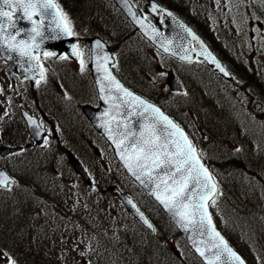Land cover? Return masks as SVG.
I'll return each instance as SVG.
<instances>
[{
    "label": "rangeland",
    "instance_id": "1",
    "mask_svg": "<svg viewBox=\"0 0 264 264\" xmlns=\"http://www.w3.org/2000/svg\"><path fill=\"white\" fill-rule=\"evenodd\" d=\"M182 1L183 0H169V2L177 4L179 7L185 5ZM198 1H202L200 4L202 6H209L211 4V2L206 0ZM232 3L233 6L237 9L244 8V6L241 5L238 0H234L232 1ZM255 4L260 7L259 4H257V0ZM143 6L144 3L138 4V7H140L141 9H143ZM209 11L210 12H208L207 15L202 16L199 22L198 17L195 16L191 18L192 20H194V23H196V25L201 26L205 30L208 39L213 42L215 41V37L214 34H212L214 28L212 18L215 17V13L212 12V10ZM245 14L246 13H244L243 15L241 11V13L238 15L240 24L239 21L238 23L233 22L232 25H226L223 27V31L221 30L222 35H227L223 37V40H227L226 42H231V49H226V54L224 55L231 56L234 61L236 60L237 62L243 64V66L247 70H249L248 66L250 68H254V71H257L262 80H264V32H261L258 29L256 23L261 22L264 25V22L257 18L245 16ZM215 30L219 32L217 28H215ZM131 43L128 44L130 45ZM143 47L147 51L146 55L151 61V64H153L155 67L149 70L145 69L144 71H142V77H145L146 71H149L147 74V79H149L151 83H158V87L160 84H162L163 81L165 83L167 75L178 71L179 74H184L188 79L190 78V83L194 82V87H196L194 95L195 97H198V100L195 103L188 104L190 101H186V97H179L176 99V102L173 99L170 104L169 100L173 98L172 96H168L167 98L165 97L163 99V103H167V106L173 111L180 123L185 126L186 129H188L187 126L190 127V130L192 129L190 131V134L192 135L195 144L200 146L199 143L201 138L203 141H206L205 148L203 150L204 158H207L211 161H223L224 159H229L235 155L243 158V161H241V165H234L236 167L234 169L214 170L216 179L222 185H224L223 192L228 193L230 197L229 205H218L214 215L216 217L215 220L218 226L228 234L231 241H233L239 247L242 253L245 252L244 254H247L250 257V259L252 260V264H264V168H261L264 167V145L261 143H259L258 145L254 143V145L250 141V138L247 137V134L250 135V131L247 132L245 128H233L234 130L227 131L224 127L226 125H230L231 123H233L234 126H239L242 122L243 124H246V126L251 130L252 134L264 139L263 115L255 113L252 114L248 112L245 107L243 108L244 98L240 97V99H238V95H236L237 93L234 91L235 89L232 88L221 91V96H226L229 98V100H223L229 101L227 107L231 108L227 111V113L222 112L220 109L222 106V102L219 99H215L214 96L216 92H214L213 89L210 90L209 82L202 80L198 75H196L195 80L192 79L191 76H189L188 73L182 70L178 65L172 64L171 61L159 55H155L144 45ZM133 48L134 47H132V49ZM125 49L126 47H123L120 54ZM136 53L137 51L133 50L134 57L129 61H133V63L135 62L134 64H137L138 61L141 63L142 61H147L144 57H137ZM43 62L46 65L47 69L52 68V70H54V68H57L58 73L66 71L64 65H56V63H53L55 61H53V59L50 57H46ZM72 65L74 70L78 71V73L75 72L77 78L83 76L85 77L84 80L88 79L86 72H81V67L78 63ZM128 66V79L130 81L132 79L134 84L142 89L141 86H143V84L140 80V77L135 75L134 72H130V65ZM87 69L88 67L85 66L84 70ZM250 72L257 77L255 72ZM161 73H166V75L162 76ZM0 75L3 77H1L2 80H0V83L2 84L4 89L8 87V93L15 92L16 88L25 89V86L22 82L7 77V75H5L3 72L0 73ZM80 83V80H78L76 85H79L80 88H77L74 85H71L70 78L67 77L66 80L64 79L63 84H68V86H70L68 90H70L69 92L71 93L70 96L64 97V99H69L73 102L71 104H66L63 100L53 102H55L56 110L63 109V111L60 112L61 119H68L63 123V129L68 134L66 135V137L68 138V141L70 143H76L79 148V150L76 149V151L83 162L86 165L93 162L105 163L102 158H96L93 151L95 144H93L92 140L94 139L96 141H99V139L93 136V134L91 133L80 134V130L78 129L77 124L71 123V121L75 122L73 114L76 113L75 107L79 103L83 104L85 102V99L83 98H90L87 96L88 94H90L88 92L89 90L84 88L82 84L80 85ZM207 88H209V90H207ZM256 91L261 95H256V101H260L258 99H263L264 93H262L261 90L256 89ZM30 100L31 98L26 99L29 104ZM213 100H216L214 104H212ZM232 103L236 107L233 108ZM3 104L6 105L5 101H3ZM14 104L16 105V107H18V104L16 102H14ZM65 107H67L68 109H65ZM13 110L14 112L16 111L15 106H13ZM207 111L212 112L213 115L223 116V119L226 118L225 123L222 122L220 123V125H215L212 130L210 129V134L207 133L204 127L205 122H208V118L204 113ZM65 112L68 113V115H66ZM5 114L6 117L9 118L7 115L8 113L5 112ZM9 116L13 117L11 113ZM2 118H5L4 113H0V119ZM49 119L50 120H48L47 122V127H50L51 131H57L56 126L52 121L53 119ZM12 126H14V124H12ZM16 129H18L19 132L23 131L22 127L18 125L16 126ZM195 131L198 134L193 133ZM226 138L228 140L224 142ZM26 139L28 142L31 141L29 137H26ZM58 139L59 141H61L60 135ZM209 139L210 142H208ZM65 143L68 144L67 142ZM89 147L93 150H90ZM42 151H48L50 154H54V157H61L60 162L55 163L58 168L57 174L59 175V179H63V177L66 178L64 181L61 180V182L59 183L66 185V188H68L70 192L76 191V187H78L79 189H83V187H85L82 180L76 174H74L73 170H71L70 167L67 166V157L65 159V156L56 154L55 147L52 144L44 146L40 150V152ZM112 163L113 164L107 165L105 172L106 174H108V178L112 177L113 179L118 180V175H113V173L116 172V168L114 167L115 163L113 161ZM2 164L3 163H0V166ZM125 181L122 180L123 186L128 187L131 191H133V186L131 184H127V181L125 183ZM229 183L231 187L229 186ZM131 194L138 198L137 193L132 192ZM64 204L68 209L74 207V202L69 198L65 201ZM103 205V207H105L104 211H107L108 213L104 220L109 226L118 227L119 229L121 228V230L125 229L130 233V235L133 236V238H145L146 235L143 234V229L139 225H137L133 221V219L130 218L131 216L120 206H118V204L113 199H110L109 197L104 198ZM3 220L4 216H2V213L0 212V231L3 228H6V225L4 226ZM71 220L73 221L74 219ZM1 234L2 233H0V235ZM27 238L28 240H30V236H27ZM38 241L39 240L36 239L33 242L38 245ZM168 245L170 247L174 246L176 248V252L183 255L184 258L182 261L178 259L181 264H198L196 260L191 258L189 255L184 254V249L176 241H169ZM77 249H81L80 254L84 253L85 249L83 247L78 246ZM0 264H3V261H0Z\"/></svg>",
    "mask_w": 264,
    "mask_h": 264
},
{
    "label": "snow or ice",
    "instance_id": "2",
    "mask_svg": "<svg viewBox=\"0 0 264 264\" xmlns=\"http://www.w3.org/2000/svg\"><path fill=\"white\" fill-rule=\"evenodd\" d=\"M245 0H240L243 4ZM264 6V0H258ZM55 9V14L52 10ZM153 12L165 11L158 5L152 3ZM130 15L136 20L141 28H145L144 21L138 18L135 11L129 9ZM20 13L18 19L27 17L32 27L29 30L17 27L16 21L12 20V14ZM172 16L171 12L167 13ZM39 16L37 21L33 17ZM59 20H56V17ZM47 17L50 23H55L51 29V36H45L41 30L44 18ZM181 27H184L181 25ZM13 29L14 31H8ZM193 40L198 43L197 36L191 29L185 28ZM156 32L155 28L152 29ZM24 35V39L16 40V37ZM72 23L68 16L60 10L55 0H0V48L6 47L10 52H16L21 57V62L31 65L36 61L39 66V57L34 55L45 39H60L64 36H75ZM158 35V33H157ZM39 38V40H37ZM7 40V43H3ZM203 49L204 45L200 43ZM96 48L102 50L100 41L96 42ZM165 51H168L165 48ZM45 57H52L53 52H44ZM72 56L81 57L82 53L74 45ZM11 59V56L8 57ZM57 59L66 60L69 56H58ZM108 57H103V64L108 63ZM205 59L216 64V67L229 75L224 67L220 65L211 52L205 49ZM81 72L84 71V60L80 59ZM113 66H115L113 64ZM162 76L166 73H161ZM44 72H40V80H44ZM100 91L104 93L100 98L109 105L104 113L105 119L101 124L108 135V139L120 149L121 159L125 167L137 180L146 187L154 185L151 194L174 218L178 217L177 223L187 232L193 233L192 246L201 257H205L208 264H245V261L228 245L227 241L216 230L212 216L208 213L209 207L216 205V194L218 185L207 167L201 163L202 152H198L193 142L185 134L184 130L159 107L135 95L126 89L110 72L105 69ZM141 117L145 122L139 125L137 130L130 127L129 119L116 122L115 129L113 122L117 116ZM29 124L33 127L35 134L39 136L44 129L31 117ZM39 129V130H37ZM122 129V130H121ZM14 183L3 172H0V188H7ZM132 204V201H128ZM135 208V205H132ZM137 211H139L137 209ZM140 218L149 229L152 224L140 214ZM206 238V240L204 239ZM216 249L213 257L208 258L206 252ZM6 258V259H5ZM0 261L3 264H17V261L7 252L0 251Z\"/></svg>",
    "mask_w": 264,
    "mask_h": 264
},
{
    "label": "trees",
    "instance_id": "3",
    "mask_svg": "<svg viewBox=\"0 0 264 264\" xmlns=\"http://www.w3.org/2000/svg\"><path fill=\"white\" fill-rule=\"evenodd\" d=\"M57 2L64 7L70 16L78 15L79 22L88 27L89 32H92L93 28L100 29L101 27H99V25L103 24L106 17V12L103 7L104 0H57ZM162 2L166 5V1ZM168 6L175 10H180L171 3H168ZM125 28V37L128 36L129 33H134V30L126 26V24ZM114 34L118 37L116 32ZM126 63L130 66L133 64L132 61H127ZM237 67L240 69L235 68L236 70H234V72L237 74L236 77L243 81L244 84L242 87L244 92L248 89L245 88L246 85L248 87L251 86L255 91L257 89L264 93L263 81H260L258 77L242 66L238 65ZM207 90H209V88H207ZM256 92L255 94L257 95L258 92ZM148 96L154 101H157L152 95ZM253 98L252 96L250 100ZM197 100L198 97H195L188 104H193ZM249 107L253 108L251 103ZM13 114L14 116L16 115L15 112H13ZM232 128V126L226 125L227 131ZM15 131L16 129H14V132ZM13 137L11 143L20 145L19 139L15 136ZM207 163L211 169H214L215 165L213 163ZM231 165L240 166L241 159L238 157L229 158L221 165L216 166L226 169V167H230ZM121 186L123 187V185ZM134 189L139 193V200L143 203L144 207L148 209V213L155 225V232L147 234L144 242H141L137 238H132L124 232L108 231L107 228H101L103 225L102 223L95 224L94 214L96 212V205H90V201L95 200V198L89 191L86 195L89 205L85 203L84 206H81L80 208L82 210H80V214L74 212L72 214V216L75 215L76 217L74 219L75 223L72 225H79L81 227L71 229V222L64 225L66 229L55 227L51 230L48 226L56 224L58 220H60L59 225L61 226L63 224L61 220H64V218L61 214L47 216L44 220L45 223L41 225L40 229L38 227L32 229H36V233L41 232L45 241L44 244L36 245L35 242L28 240L26 236L27 229L24 227L25 223L22 218L17 217L15 219L13 215H11L4 220V226L6 225V228L0 231V233H2L0 235V249L11 255L17 261V264H85L84 261L88 264H91L92 261V264H181L167 245L168 241L174 240L184 249V254L189 255L198 262L182 241L178 231L171 225L159 207L138 187L134 186ZM221 198H224V195L220 196V199ZM221 203L222 202H219V198H217L216 205L212 207L213 210H215L214 208H217L218 205H221ZM26 206V203H22L17 209L23 211ZM99 206H101V204L98 205V211L100 210ZM87 207H93V209L89 210ZM98 218L99 213L97 215V219ZM42 220V217L38 218L39 223H41ZM63 232L65 236L61 237L60 235H62ZM56 233H60V235H56ZM56 236L60 237L62 241H57ZM67 237L70 238L68 241H66ZM53 240L54 243H51L50 241ZM80 240L87 243L90 248V251L86 252L87 258L84 260L79 257L74 258L68 251V248L74 251L77 248L76 245L80 244ZM159 254H161V256Z\"/></svg>",
    "mask_w": 264,
    "mask_h": 264
},
{
    "label": "water",
    "instance_id": "4",
    "mask_svg": "<svg viewBox=\"0 0 264 264\" xmlns=\"http://www.w3.org/2000/svg\"><path fill=\"white\" fill-rule=\"evenodd\" d=\"M114 2L124 12L125 16L132 23V25L134 27H136L141 32V34L144 37H146L154 46H156L157 48H159L164 53H166L168 55H171L174 58L179 59V60H181L183 62L192 61L195 58L201 59V60L205 61L210 67H212L214 71L218 72V74L220 76H222V77H224L226 79H230L231 78L230 74L229 75H225L224 73H222L219 70V68L216 67V64L214 62H212V61H210L208 59H205V49L207 50V52H211V50L205 45V43L203 42V40L185 22H183L181 19H179L170 10L163 8L162 6H160L159 4H157L156 1H153V0H150L148 2V5L146 6V11L149 12V13H151V14H153L155 18H158V14H159L160 11L153 12L151 10V4L152 3L158 5L160 9L165 10V11H161V12H163L168 17L167 28L165 29V33L163 34L157 24H156V27H155L156 32H153L152 31L153 27L143 18L141 12L139 10H137V9L134 8V6L130 2V0H114ZM129 9H131L132 11H135L137 13V15H138V18H140V19H142L144 21L145 28H141V26L138 23H136V20L130 15ZM52 12L55 14L56 10L53 9ZM168 12H171L172 13V16H168L167 15ZM13 15L16 18V20H14V21H16L18 28L25 29V30L31 29L32 24L27 19V17H24L22 19H18V17L21 15L20 13H15ZM33 19L39 21L40 20V17L39 16H35V17H33ZM56 20L57 21L59 20V17L58 16L56 17ZM181 25H183L184 27H181ZM52 28H55V23H50L49 18L45 17L44 18L43 25H42V29H41L44 32L45 36H51L53 34L51 32V29ZM185 28L191 29L192 33H194L197 36L199 42L204 45V48L203 49L200 47V43H198L196 40H193L192 37H191V35H189L188 32H186L184 30ZM8 31H14V30L13 29H8ZM157 33H158V35H157ZM24 38H25V36L22 34L21 36L16 37V40L19 41L20 39H24ZM37 40H39V38H37ZM97 41H100L101 44L103 45V49L102 50L96 48V42ZM190 41H193L195 43V47L194 48H191L190 47ZM3 43L6 44L7 43V40H4ZM91 43H92V49H93V68H94V75H95V79L97 81V85H98L99 92H100V97H101L102 95H104V93L100 91L101 84L102 83H104V84L107 83L106 81H103V77H104V74H105V69H107V71L110 72L115 77V75L113 74V72L111 70V65L113 64V58H112V55H111L108 47L101 40H99V39H93L91 41ZM73 46H74V39H73L72 36L71 37L64 36V37H61L60 39H56V40H53V39H45L44 42L40 45V48L37 50V52L34 53V55H38V57H41L44 52H53V53L56 54L55 56H53L55 59H56V57L61 56L62 54H66L67 56L71 57L72 59H76L77 58L76 56H72L71 55ZM165 48H167L168 51H165ZM212 55L216 58V61H218L220 63V65L222 67H224L223 64H222V62L213 53H212ZM9 56H11V59L8 58ZM104 56H107L109 58L107 64H103V57ZM0 57L9 65V67L12 69L13 72H15L16 74H18L21 78L28 79L30 81V83L32 84V86H34L35 81L39 78L40 72L42 71L41 68H40V66H38V67L36 66V64H37L36 61H32V64L29 65L26 62V58H25V62L22 63L21 62V57L18 56L16 52H10V51H8V49L6 47L0 48ZM225 70H226V68H225ZM168 82H169V85L171 86V88L173 90H176V91L182 90V85H181V83L178 81V79L176 77H174V76L173 77H170L169 80H168ZM125 88L128 89L127 87H125ZM128 90L131 91L130 89H128ZM131 92L134 93L133 91H131ZM134 94L135 95H138L136 93H134ZM138 96H140V95H138ZM141 98H143V97H141ZM143 99H145V98H143ZM101 102H102L101 110H99V111H93V110L86 109L85 111H86V114L88 115V117L93 121L95 127L101 133H103L106 136V138L108 139V135H107L105 129L103 127H101V124L103 123V120L105 119L104 113L109 109V105L106 104L103 99H101ZM161 111L163 112L162 109H161ZM23 115L26 118V122H27V126H28L29 133L31 134V136L33 137V139L38 144H40L42 142V137H43L44 132L42 131L41 134L39 136H37L35 134V131H34L33 127L29 124V119L28 118L31 117V116L27 115L25 112H23ZM165 115H167V114H165ZM168 117L170 119H172L170 116H168ZM31 118L34 119L33 117H31ZM125 119H129L130 127L133 130H137L139 128V125L141 123H144L145 122L141 117H138V116H132L131 118H128L126 116L120 115V116H117L116 117V120L113 122V128L115 129L116 122H119V121H122V120H125ZM37 130H39V129H37ZM184 132L188 136V134H187V132L185 130H184ZM109 142L111 143V145L114 148V153H115L116 158L121 163V165L124 167V169L126 170V172L142 188V190L148 196H150L154 201H156V203L161 207V209L163 210V212L165 213V215L168 217V219L171 221V223L180 232V234L182 235L184 241L189 246V248L195 253V255L204 264H208V261L205 259V257H201L200 254L198 252H196L195 249L192 246V238H193V235L194 234L191 233V232H187L184 229H182L179 226V224L177 223L178 217L174 218L173 215L167 209H165L163 207V205H161L159 203V201H157L155 199V197L151 194V190L154 187V185H151L150 184V185H148L146 187L139 180H137L133 175H131V173L125 167L124 161L121 159L120 149H118L116 147V145L113 144V142L111 140H109ZM17 150H19V149H15V148H0V155L1 156H5L6 154H8L10 152L17 151ZM200 159H201V163H203L205 165V163L203 162V160H202L201 157H200ZM70 163L72 164V166L75 168V170L79 174H81V175H83L85 177L86 182L89 183V179L86 176L83 167L80 165V163L76 159H74L73 156H70ZM205 167H207V166L205 165ZM0 172L5 173L10 178V180L13 181V179L7 174V172L5 170H1ZM110 189L111 190H114L117 198L125 206V208L127 209V211L129 213H131L143 226H145L146 228H148L147 225L144 224L143 220L140 218V214L142 213L143 216L149 222H150V220L148 219V217L146 216V214L139 208V206L135 202V200L132 197L128 196L127 194L122 193L120 190H118L115 187H111ZM129 200L132 201V204H129L128 203ZM133 204L135 205V208L132 206ZM137 209L139 211H137ZM208 213L212 216V212H211L210 207L208 208ZM212 221H213V224H214L216 230L219 232V230L217 229V227L215 225L213 216H212ZM150 230H152V229H150ZM221 236H222V234H221ZM204 239L206 240V238H204ZM224 240L226 241L225 238H224ZM215 251H217V250L216 249H212V250L206 252V256L208 258H212L213 257V252H215ZM235 252L245 261V259L243 258L242 255H240L237 251H235ZM216 264H220V262L219 261H216ZM234 264H238V262H234ZM245 264H247L246 261H245Z\"/></svg>",
    "mask_w": 264,
    "mask_h": 264
},
{
    "label": "bare ground",
    "instance_id": "5",
    "mask_svg": "<svg viewBox=\"0 0 264 264\" xmlns=\"http://www.w3.org/2000/svg\"><path fill=\"white\" fill-rule=\"evenodd\" d=\"M23 177L27 178L28 177V174H23ZM159 255L161 256V254H159Z\"/></svg>",
    "mask_w": 264,
    "mask_h": 264
},
{
    "label": "flooded vegetation",
    "instance_id": "6",
    "mask_svg": "<svg viewBox=\"0 0 264 264\" xmlns=\"http://www.w3.org/2000/svg\"><path fill=\"white\" fill-rule=\"evenodd\" d=\"M105 143V142H104ZM106 144V143H105ZM104 146V145H103ZM26 167H28L29 165L28 164H25Z\"/></svg>",
    "mask_w": 264,
    "mask_h": 264
}]
</instances>
